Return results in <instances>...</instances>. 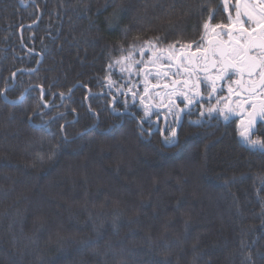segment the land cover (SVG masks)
Returning <instances> with one entry per match:
<instances>
[{"label":"trees","instance_id":"16d2710c","mask_svg":"<svg viewBox=\"0 0 264 264\" xmlns=\"http://www.w3.org/2000/svg\"><path fill=\"white\" fill-rule=\"evenodd\" d=\"M23 1L0 0V93L27 90L0 94V264H264V152L239 136L248 93L211 96L237 110L227 122L205 119L207 90L191 112L172 96L184 123L166 147L146 130L172 91L144 89L173 77L149 65L145 79L151 51L121 60L162 37L179 41L159 69L173 72L220 0Z\"/></svg>","mask_w":264,"mask_h":264},{"label":"snow or ice","instance_id":"6c2138e0","mask_svg":"<svg viewBox=\"0 0 264 264\" xmlns=\"http://www.w3.org/2000/svg\"><path fill=\"white\" fill-rule=\"evenodd\" d=\"M22 2V0H21ZM237 5L240 4V0H236ZM223 10L224 12L229 11V0H223ZM215 10L208 9L209 20L214 18ZM246 17V19H242ZM248 25V27H246ZM210 24L206 21L203 25L205 30H208ZM216 29L223 30V34H226L228 39L227 42H220L216 46L205 50L204 56L202 58H197L195 61L193 57L195 53H191L185 58L186 63L176 67L175 72L159 71L160 68L172 67L171 63L165 65L161 61L169 59L165 53L174 54L176 51V43L179 41H174L171 44L164 46V41L162 37L150 38L145 41V47L139 49V54L141 57L140 61L135 60L134 46L129 49L127 56L121 57V60L128 61L129 67L135 63H142L145 51H151V57L146 62L145 68L140 69L145 71V79L151 74L147 70V66L156 68V75L159 77L163 75L164 77H173L172 87L173 91L170 93L168 103L174 104L175 102L171 99L172 96L182 97L181 103L184 107L191 112L193 106L199 108L204 107V103L201 101L203 97L201 96V84L205 86V89L209 93V101L207 107V115L201 111L200 115L205 116V119H222L223 121H229L233 115L237 114V110L231 108L228 101L225 100L223 105L220 103V99H217L215 104L211 102V96L213 94H219L222 98L223 88H217V81H225L229 83L228 92L233 93V88L231 83L233 82V77H238L234 82L239 85L236 93L239 95L241 92H247L248 97L241 102V109L239 114L241 119L239 121V136L241 138V143L253 150H259L264 152V102L260 104L250 103V100L255 96L264 94V0H256L249 8L245 5V10L241 12L239 7L235 8V17L233 18L229 14L227 23H217L212 27V31L216 32ZM218 36L222 33H216ZM187 47L192 48V44L189 43ZM183 48V46H182ZM202 45L196 43V49L199 51ZM123 52V49H122ZM201 59L203 63L201 64ZM121 60H116L115 63H121ZM111 68L112 65L109 64ZM209 67L216 69L215 75L211 74ZM203 71V77L200 76V72ZM181 72L187 73V77L182 81V87L176 88L175 85L181 83V81L175 79L174 77L180 75ZM16 73H12L15 77ZM153 87H160L159 83L154 84ZM163 87H169L168 84H164ZM131 91V89H129ZM145 94L148 93V88L144 89ZM2 94V93H0ZM63 95V94H61ZM133 99L136 98V94L133 93ZM159 95V93H157ZM200 97V100L197 98ZM140 102L144 103V98H140ZM249 103L248 108H244L243 105ZM184 109H180L183 111ZM145 115H148L147 106H145ZM194 123L199 124L200 121H195ZM176 131L173 128L170 131L171 137L176 136ZM166 143H176L174 139L166 140ZM49 159L52 156L48 157ZM39 159L43 160V156Z\"/></svg>","mask_w":264,"mask_h":264},{"label":"flooded vegetation","instance_id":"af4514ba","mask_svg":"<svg viewBox=\"0 0 264 264\" xmlns=\"http://www.w3.org/2000/svg\"><path fill=\"white\" fill-rule=\"evenodd\" d=\"M253 3H256V0H240V4L237 5L236 0H229V11L228 12H224L223 10V0H220V6L218 7V9L216 10L215 14H214V18L210 19L208 18V22L210 24V27L208 30H205L204 28L201 30V35L202 38L200 39V42H193L192 44V48H187L186 50H182L181 52L177 53L174 57V69L173 72L176 71V67L179 65H182L183 63H186L185 58L188 57L191 53H195V56L193 57V60L195 61L197 58H202L204 56L205 50H208L214 46H216L217 44H219L220 42H227V35L223 34V30L221 29H216V32L212 31V27L215 26V24L217 23H227L228 18H229V14H231V16L234 18L235 17V8L239 7L241 12H243L245 10V5H247L249 8L251 7V5ZM242 19H246V17L242 16ZM246 27H248V25H246ZM216 33H222L221 35H217ZM196 43H199L202 45V48L197 51L196 49ZM183 55L179 61L178 64H176V59L179 55L185 54ZM201 64L203 63V60L201 59ZM209 71L211 74L215 75L216 73V69H213L211 67H209ZM204 72L201 71L200 72V76L203 77ZM187 77V73L181 72L180 75L176 76V79L181 81V83H179V85L176 88H180L182 86V81L183 79H185ZM238 79V77H233V82L231 83V87L233 89H237L239 87V85H237L234 81ZM164 85V84H163ZM163 85H160L161 88H165L162 87ZM169 86H172L170 84H168ZM217 88L220 89L221 87L223 89H228L229 87V83L225 82V81H217ZM201 91L202 90H206L205 86L203 84H201L200 86ZM167 89V88H165ZM150 90H155V89H150ZM149 90V91H150ZM157 90V89H156ZM169 90V89H168ZM173 91V90H170ZM149 93V92H148ZM69 95V94H68ZM67 95V96H68ZM169 100V99H168ZM168 100L163 104V105H153V109L157 112L155 114V118H154V128L151 129H147L146 132L147 133H152V131L156 128V130L154 132L159 133L160 138L163 139V137H167V140H170V131L174 128L176 133L178 132V129L181 128V126L184 123V116H183V112L180 111L181 107L179 106V104L176 102L175 99H172L175 103L174 104H169ZM168 103L167 107L169 105L173 106L174 109L177 111V120L175 121V123L168 124L166 121V116L169 115V112L166 111L167 107L164 109H161L162 107H164L166 104ZM181 119V120H180ZM180 122V123H179ZM163 131V134L161 136V132ZM153 132V133H154ZM177 140V134L175 137H172V139ZM177 143V142H176ZM171 143H164V145L167 147L168 145H170Z\"/></svg>","mask_w":264,"mask_h":264},{"label":"water","instance_id":"95a60500","mask_svg":"<svg viewBox=\"0 0 264 264\" xmlns=\"http://www.w3.org/2000/svg\"><path fill=\"white\" fill-rule=\"evenodd\" d=\"M19 3H20V5H21L23 8H25V7H27V6L29 5L30 1L24 3L23 0H22V2H21V0H20ZM39 19H40V15H38V18H37V20H36L34 23H32V24H30V25H26L25 27H32V26H34L35 24H37V22L39 21ZM186 54H187V53L182 54V55H179V56L177 57V59H176V64H178L179 59H180L183 55H186ZM13 85H14V78H13V76H12V85H11L10 87H8V89L11 88ZM178 85H179V83L176 84L175 87H177ZM162 87H163V86H162ZM160 88H161V86H160V87H153V86H150V87H148V92H149L150 89H160ZM167 89H169V90H173V87H172V86H169V87H167ZM26 93H27V90H25V91L23 92V94L21 95V97H20L19 99L15 100V101H9V100H5V90H4V91L2 92V94H1V98H2L3 100H5L7 103H10V104H17V103L21 102V101L24 99ZM146 95L148 96V93H147ZM148 102L151 103L149 97H148ZM167 105H168V103H167L164 107H162L161 109L166 108ZM180 120H181V119H180ZM137 122L139 123L138 120H137ZM179 123H180V122H179ZM155 130H156V128H155L152 132H154ZM162 134H163V131L161 132V136H162ZM174 140L177 142L176 138H175ZM161 141H162V138H161ZM162 142H163V141H162ZM175 144H176V143H174V144L171 143L170 145H168V147L174 146Z\"/></svg>","mask_w":264,"mask_h":264},{"label":"rangeland","instance_id":"374dc122","mask_svg":"<svg viewBox=\"0 0 264 264\" xmlns=\"http://www.w3.org/2000/svg\"><path fill=\"white\" fill-rule=\"evenodd\" d=\"M159 94H161V96H168V93L167 92H165V91H162L161 93H159Z\"/></svg>","mask_w":264,"mask_h":264}]
</instances>
